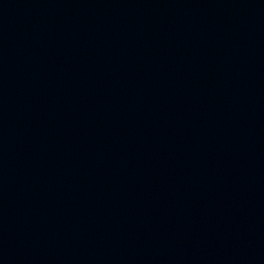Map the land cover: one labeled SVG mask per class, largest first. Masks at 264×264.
<instances>
[{
    "label": "water",
    "instance_id": "1",
    "mask_svg": "<svg viewBox=\"0 0 264 264\" xmlns=\"http://www.w3.org/2000/svg\"><path fill=\"white\" fill-rule=\"evenodd\" d=\"M0 264H264V0H0Z\"/></svg>",
    "mask_w": 264,
    "mask_h": 264
}]
</instances>
